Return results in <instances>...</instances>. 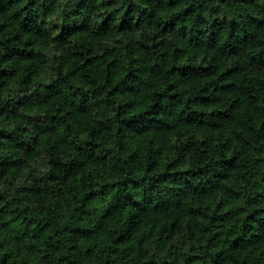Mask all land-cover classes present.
Listing matches in <instances>:
<instances>
[{
  "label": "clouds",
  "instance_id": "obj_1",
  "mask_svg": "<svg viewBox=\"0 0 264 264\" xmlns=\"http://www.w3.org/2000/svg\"><path fill=\"white\" fill-rule=\"evenodd\" d=\"M264 0H0V264H264Z\"/></svg>",
  "mask_w": 264,
  "mask_h": 264
},
{
  "label": "trees",
  "instance_id": "obj_2",
  "mask_svg": "<svg viewBox=\"0 0 264 264\" xmlns=\"http://www.w3.org/2000/svg\"><path fill=\"white\" fill-rule=\"evenodd\" d=\"M257 48H264V43L254 44L251 46V50L255 51ZM2 219V218H0Z\"/></svg>",
  "mask_w": 264,
  "mask_h": 264
}]
</instances>
